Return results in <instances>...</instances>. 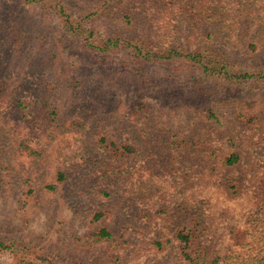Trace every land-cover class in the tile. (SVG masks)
<instances>
[{
  "label": "rangeland",
  "instance_id": "374dc122",
  "mask_svg": "<svg viewBox=\"0 0 264 264\" xmlns=\"http://www.w3.org/2000/svg\"><path fill=\"white\" fill-rule=\"evenodd\" d=\"M65 1L0 0V264H264V76L182 56L264 74V0Z\"/></svg>",
  "mask_w": 264,
  "mask_h": 264
},
{
  "label": "trees",
  "instance_id": "16d2710c",
  "mask_svg": "<svg viewBox=\"0 0 264 264\" xmlns=\"http://www.w3.org/2000/svg\"><path fill=\"white\" fill-rule=\"evenodd\" d=\"M33 1L34 2H39V1L42 2L45 0H31V2H33ZM55 1H57L56 7H58L57 9L60 10V12L64 13L65 7L69 9L68 5H66L67 3L65 0H55ZM65 20L69 26H73V25L75 26V28L74 27H71V28H73L75 30L74 32L76 34H80L81 36H86L85 38L88 40V42L92 41L93 35H94V33L92 31H88L87 28L83 27V25L80 22L76 21V19H74V17H72L70 14L65 15ZM121 40L134 42L133 39L128 40V39L119 38V37H109V39L106 40V42L103 44V46L105 48H112V49L118 48V47H123L121 45ZM129 46L133 50V52L135 53L136 57L146 56V58H151L152 56H155L157 54L156 52H153L154 49H152V47L148 46L146 43H144L143 45H140L139 43H137V44L130 43ZM177 46L178 45H169V47L166 48V50H160V52L165 53L163 58L171 60V61L174 59L178 60V58H177L178 53L174 52L175 50H178ZM182 56L186 57L188 59V62H189V65L191 68H198V69L202 70L204 73H206L207 75L216 74V75L223 76L224 79L225 78L235 79V80L238 79V80H243V81H246V80L258 81L261 76H264V74L261 72L263 69L262 70H254L251 73H245V75H238L237 73H234V71H231L229 69V63H231V61H230L231 59H230L229 55L225 52V50L221 51V49H216L214 46H212L206 42L204 45L200 46L199 51H193L190 53L186 52ZM257 67H259V66H257ZM252 87L257 88V85L253 84ZM122 150H124L127 153L134 152L133 147L130 145L123 146ZM239 160H240V156L237 153H232L230 156L227 157L226 164L232 165V164L237 163V161H239ZM60 176L62 177L63 175L60 174ZM245 231H246L245 233L247 234V236L251 237V223H250V221H247ZM99 235H100V238H103V237L110 238L112 236V232L108 229H102L99 232ZM179 236L181 238L185 239L187 241V244H190L191 246L194 244L195 245L197 244V243H195V239L193 238V235H191V234L185 236L184 233L181 232V233H179ZM0 246L8 247L9 245H7V243L4 241H0ZM191 258L193 261H189V262L195 263L196 258H194V257H191ZM256 258L264 259V256L258 255V256H256ZM29 264H34V263H30V261H29ZM37 264H39V263H37ZM41 264H53V263H51L50 261H44Z\"/></svg>",
  "mask_w": 264,
  "mask_h": 264
}]
</instances>
